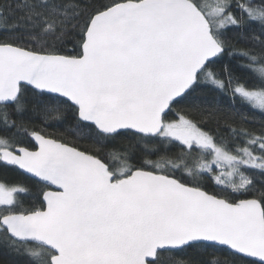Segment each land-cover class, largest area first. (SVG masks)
I'll return each mask as SVG.
<instances>
[{
  "label": "snow or ice",
  "instance_id": "obj_1",
  "mask_svg": "<svg viewBox=\"0 0 264 264\" xmlns=\"http://www.w3.org/2000/svg\"><path fill=\"white\" fill-rule=\"evenodd\" d=\"M0 20V168L32 181H0V249L264 264V122L245 114L264 116V0H15Z\"/></svg>",
  "mask_w": 264,
  "mask_h": 264
},
{
  "label": "trees",
  "instance_id": "obj_2",
  "mask_svg": "<svg viewBox=\"0 0 264 264\" xmlns=\"http://www.w3.org/2000/svg\"><path fill=\"white\" fill-rule=\"evenodd\" d=\"M14 2L15 0H0V6L6 5V4H12ZM11 22H12L11 17H9L8 24L10 25ZM7 37H8V33L4 30V23L2 20H0V39H5ZM233 43L236 45L237 48H242L245 46L244 43L241 41L233 40ZM227 59L228 58L226 57V60ZM233 63L240 64V63H243V61H233ZM222 99H223L222 106L226 108V106L230 103V99L228 97H223ZM237 107L239 106L237 105ZM245 114L249 115L250 117L249 119L250 125H255L256 127H259L261 122H264V116H262L259 112L253 113L251 110L246 109ZM253 115H254V119H252ZM237 119L239 118L237 117ZM37 123H39L38 120H37ZM209 127L211 128V130L215 131L214 126H209ZM223 130L224 129L222 125L221 131ZM123 143L127 145L128 141L124 140ZM87 144H88V141H82L78 144V146L83 150L84 148L87 147ZM151 158L155 159L156 157L153 156ZM0 181H7L9 183L21 181V182L29 184L30 186L32 185L31 179L27 178L26 176H21L17 172H14L11 170L5 172L2 168H0ZM207 186L209 187L210 190L213 187L211 184H208ZM257 187H259V183ZM0 264H25V257L22 255H15V254L9 255L4 250L0 249Z\"/></svg>",
  "mask_w": 264,
  "mask_h": 264
}]
</instances>
